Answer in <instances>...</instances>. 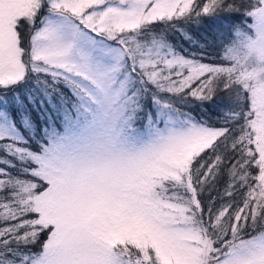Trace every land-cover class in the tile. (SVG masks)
<instances>
[{
  "label": "snow or ice",
  "instance_id": "obj_1",
  "mask_svg": "<svg viewBox=\"0 0 264 264\" xmlns=\"http://www.w3.org/2000/svg\"><path fill=\"white\" fill-rule=\"evenodd\" d=\"M0 264H264V0H0Z\"/></svg>",
  "mask_w": 264,
  "mask_h": 264
}]
</instances>
